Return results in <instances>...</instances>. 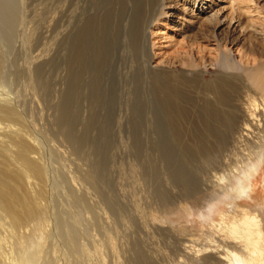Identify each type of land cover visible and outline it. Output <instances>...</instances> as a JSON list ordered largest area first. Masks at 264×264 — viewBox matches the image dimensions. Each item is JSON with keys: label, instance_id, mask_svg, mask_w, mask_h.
Returning a JSON list of instances; mask_svg holds the SVG:
<instances>
[{"label": "rangeland", "instance_id": "rangeland-1", "mask_svg": "<svg viewBox=\"0 0 264 264\" xmlns=\"http://www.w3.org/2000/svg\"><path fill=\"white\" fill-rule=\"evenodd\" d=\"M104 1L0 0V94L24 113V129L38 142L51 179L79 191L93 212L84 216L83 242L91 252L80 262L163 264L167 243L190 234L198 241L206 215L231 210L228 202L215 201L213 185L216 176L234 169L241 153L230 136L203 131L207 121L199 112L207 101L200 100L195 79L179 73L164 34L169 29H163L172 24L151 27L156 36L149 32V40L156 46L150 42L147 51L142 21L135 29L127 7L118 8L121 0ZM246 1L251 10L242 11V18L263 19L264 0ZM215 2L228 12L227 0ZM257 6L263 16L254 12ZM64 189L54 191L55 205ZM247 204L252 210L264 206L262 173ZM167 261L176 264L172 255Z\"/></svg>", "mask_w": 264, "mask_h": 264}, {"label": "bare ground", "instance_id": "bare-ground-1", "mask_svg": "<svg viewBox=\"0 0 264 264\" xmlns=\"http://www.w3.org/2000/svg\"><path fill=\"white\" fill-rule=\"evenodd\" d=\"M227 1V13L218 8L215 0H121L118 6L123 11L127 7L135 29L136 23L142 21L140 36L147 51L150 42L156 46L154 40H149V32L156 36L151 27L172 24L163 27L165 31L169 29L163 33L168 48L173 50L179 73L195 79L200 100L207 101L199 112L207 121L203 131L208 135L230 136L234 150L241 153L234 169L216 176L213 185L215 201L228 202L231 210L216 218L206 215L201 221L204 229L198 241L190 234L189 239L167 243L161 248L162 254H166L163 264H171L167 261L171 255L176 264H264V206L254 210L246 206L255 192L257 176L264 175V18L256 21L242 18V11L251 10L249 2ZM261 10L257 6L254 12L263 16ZM114 11H109V15H114ZM102 20L104 16L100 25ZM94 36L97 38L98 34ZM82 46L81 56L85 52ZM155 69H151L153 81L159 77L157 66ZM162 70L173 73L164 67ZM1 95L0 264H84L80 258L91 252L83 242L87 233L84 216H92L93 212L79 191L64 189L66 184L63 187V183L51 179L49 166L39 156L38 142L24 129V113L14 99ZM60 187L65 195L57 206L53 195ZM93 244L92 253L97 258L100 244L97 240ZM116 244L111 245L118 255ZM151 255L155 259L157 252L151 251ZM96 261L92 264H105L101 259Z\"/></svg>", "mask_w": 264, "mask_h": 264}]
</instances>
